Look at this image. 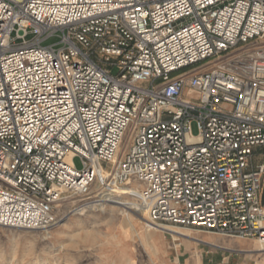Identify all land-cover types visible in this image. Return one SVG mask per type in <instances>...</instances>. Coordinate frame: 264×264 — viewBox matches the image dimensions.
Segmentation results:
<instances>
[{
    "label": "built area",
    "instance_id": "built-area-1",
    "mask_svg": "<svg viewBox=\"0 0 264 264\" xmlns=\"http://www.w3.org/2000/svg\"><path fill=\"white\" fill-rule=\"evenodd\" d=\"M262 156L264 0H0V227L129 187L146 225L264 244Z\"/></svg>",
    "mask_w": 264,
    "mask_h": 264
},
{
    "label": "rangeland",
    "instance_id": "rangeland-1",
    "mask_svg": "<svg viewBox=\"0 0 264 264\" xmlns=\"http://www.w3.org/2000/svg\"><path fill=\"white\" fill-rule=\"evenodd\" d=\"M31 36L29 34L27 39ZM57 41L53 36L43 44H54ZM191 133H198L195 122L191 124ZM127 142L126 135L117 160L127 147ZM256 161L264 164V156L258 157ZM73 162L80 168L78 157ZM64 196L57 207L59 220L50 229L0 227V264H264V244L261 245L254 238L230 237L171 224L154 228L168 227L183 234L163 229L148 230L146 214L143 212L117 208L111 213L101 212L99 204H89L93 200L91 196L68 192ZM123 197L134 203L131 196H119ZM260 201L264 208V172ZM84 204H89V212H85V215L75 214ZM91 219L93 221L89 225L76 226L78 222L84 224ZM63 223L73 228L59 236L57 232L63 230ZM148 233H151L150 237Z\"/></svg>",
    "mask_w": 264,
    "mask_h": 264
},
{
    "label": "bare ground",
    "instance_id": "bare-ground-1",
    "mask_svg": "<svg viewBox=\"0 0 264 264\" xmlns=\"http://www.w3.org/2000/svg\"><path fill=\"white\" fill-rule=\"evenodd\" d=\"M130 191H131V189L129 187H122V188H120L119 193L125 194V192H130ZM85 204L79 208L80 209L79 212H74V213L79 214V215H85L86 214L85 212H89V208H88L89 204L90 205L91 204H93V205L99 204L101 206V208L99 209L101 212H109V213H111L114 208L121 209L122 211H127L128 209L134 210L136 208V206L133 202L128 201L127 199H124V197H123V199L119 198V197L118 198H111L106 203H104L102 201H94V202L89 203L87 205H85ZM143 214H145V213L143 212ZM129 217H131V216H129ZM92 221H93V219L88 220V222L84 223V224H82L81 222H78V223H76L77 224L76 226L82 227L85 224L89 225L90 223H92ZM62 225H63V230L62 231L59 230L57 232L59 236H63L64 234H66L67 232H69L73 228V227H70V224H68V223H63ZM147 228H148V230H162L163 229V231L167 230V231H170L171 233L183 234V233H179L176 230L169 229L168 227H163L162 229H160V228L158 229V228H154L153 226L147 225ZM184 235H186V234H184ZM150 236H151V233H148V237H150ZM186 236H188V235H186ZM261 250L263 251V249H261Z\"/></svg>",
    "mask_w": 264,
    "mask_h": 264
}]
</instances>
